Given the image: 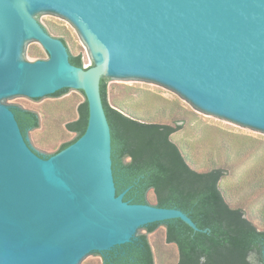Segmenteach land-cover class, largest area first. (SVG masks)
I'll return each instance as SVG.
<instances>
[{
	"label": "water",
	"instance_id": "water-1",
	"mask_svg": "<svg viewBox=\"0 0 264 264\" xmlns=\"http://www.w3.org/2000/svg\"><path fill=\"white\" fill-rule=\"evenodd\" d=\"M42 16L72 21L96 64L72 65ZM104 77L168 87L264 134V0H0V264H87L175 219L207 232L180 209L117 194ZM63 89L84 93L88 127L45 158L9 103L42 104Z\"/></svg>",
	"mask_w": 264,
	"mask_h": 264
},
{
	"label": "trees",
	"instance_id": "trees-1",
	"mask_svg": "<svg viewBox=\"0 0 264 264\" xmlns=\"http://www.w3.org/2000/svg\"><path fill=\"white\" fill-rule=\"evenodd\" d=\"M70 62L84 68L81 56L70 54ZM107 87L104 77L101 96L111 128L117 194L128 190L125 201L150 204L147 195L153 191L156 206L182 210L207 232H195L179 219L150 224L144 230L150 234L160 226L166 227V241L178 247L177 264H264V229L248 219L242 208L233 206L232 198L222 185L227 171L217 164L207 169L198 168L188 150L173 138L182 125L155 120L129 107L111 106ZM69 92L70 89H63L49 97L60 98ZM11 108L25 138L29 132L40 128L41 120L36 111L19 106ZM77 114V118L66 125L76 138L63 143L53 155L85 134L89 122L87 100L78 106ZM36 152L45 158L53 156ZM97 254L102 257V264H155L147 234Z\"/></svg>",
	"mask_w": 264,
	"mask_h": 264
},
{
	"label": "rangeland",
	"instance_id": "rangeland-1",
	"mask_svg": "<svg viewBox=\"0 0 264 264\" xmlns=\"http://www.w3.org/2000/svg\"><path fill=\"white\" fill-rule=\"evenodd\" d=\"M38 21L52 37L63 39L69 52L82 57L84 68L96 64L90 45L72 21L46 16ZM107 86L111 106L129 107L155 120L182 125L173 138L188 150L198 168L214 164L224 168L227 176L222 185L233 206L242 208L248 219L264 229V134L209 117L183 94L165 86L113 80H107ZM85 100L83 93L70 91L42 104L27 99L11 101L9 106L39 114L41 126L28 133V140L36 151L49 156L76 138L66 125L77 118V108ZM147 197L151 205H156L153 191ZM166 231L162 226L153 233H144L151 243L155 264L178 263V247L166 241ZM87 264H102V257L97 254Z\"/></svg>",
	"mask_w": 264,
	"mask_h": 264
},
{
	"label": "built area",
	"instance_id": "built-area-1",
	"mask_svg": "<svg viewBox=\"0 0 264 264\" xmlns=\"http://www.w3.org/2000/svg\"><path fill=\"white\" fill-rule=\"evenodd\" d=\"M89 68L88 66L85 67V69Z\"/></svg>",
	"mask_w": 264,
	"mask_h": 264
}]
</instances>
